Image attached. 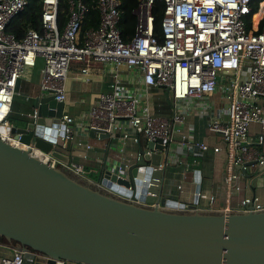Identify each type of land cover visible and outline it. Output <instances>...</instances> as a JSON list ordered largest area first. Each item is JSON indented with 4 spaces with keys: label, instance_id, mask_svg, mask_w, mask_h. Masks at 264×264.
Here are the masks:
<instances>
[{
    "label": "built area",
    "instance_id": "1",
    "mask_svg": "<svg viewBox=\"0 0 264 264\" xmlns=\"http://www.w3.org/2000/svg\"><path fill=\"white\" fill-rule=\"evenodd\" d=\"M41 1V28L28 26L22 36L17 37L7 30V25L22 11L27 0H0V139L27 149L51 166L84 175L82 164L72 159L62 160L50 151L21 142L20 134L16 137L11 131L8 116L18 80L38 58L43 61L40 90L50 91L55 100L63 102L67 98L66 79L72 60L85 62L80 68L84 79H88L90 64L107 63L111 65V81L84 114L87 116L85 131L100 129L109 137L118 136L121 143L131 138L142 145V155L149 161L145 166L151 169H164L169 162L183 164L185 168L176 183L178 192L185 190L183 180L189 168V162L182 159L185 155L197 156L209 149L213 152L223 149V202L216 203L215 193L196 189L195 173L192 201L179 202L183 206L176 209L223 212L264 209V200L255 193L233 199L243 188L241 168L246 171L252 166L254 172L264 177V151L260 148L264 141V24L261 25L264 0L256 1L254 8L255 0H164L160 39L153 30L152 7L156 0H136L132 8L134 32L126 39L120 27L122 0H66V20L62 28L57 20L58 0ZM91 9L96 10L98 22L82 29ZM260 10L255 21L254 15ZM122 66L136 69L142 84L132 87L123 84ZM152 87L169 91V115L151 109L147 100L141 103V96L147 97ZM217 88L227 100L226 117L207 111L206 127L219 138L223 147L194 139L183 126L186 112L181 102L190 97L212 95ZM204 104L201 101L200 107L207 108L208 104ZM30 115L37 116L36 107ZM74 122V116L63 109L56 127L59 131L60 125H64L63 134L54 136L56 142L64 145L65 140L71 138L75 145L89 147V143L74 139ZM254 123L259 129L253 138L250 128ZM148 141H153L152 147L147 146ZM157 143L161 147H157ZM123 150L124 147L121 152ZM134 154L138 159L141 153ZM151 155L159 156L157 163L151 160ZM248 162L252 163L248 165ZM130 165L131 162L122 161L112 171L117 177H123ZM124 187L132 189L131 185ZM105 189L131 199L130 195L109 187ZM135 201L141 200L136 198ZM203 201H207V205ZM141 202L150 206L156 204ZM26 252L31 253L30 263L24 261ZM40 257L46 264L49 256L41 252L13 248L10 254H0V264H38ZM52 259V264H67L65 259Z\"/></svg>",
    "mask_w": 264,
    "mask_h": 264
},
{
    "label": "water",
    "instance_id": "2",
    "mask_svg": "<svg viewBox=\"0 0 264 264\" xmlns=\"http://www.w3.org/2000/svg\"><path fill=\"white\" fill-rule=\"evenodd\" d=\"M165 92L168 98L169 91ZM33 106L37 116L22 115L11 131L16 137L20 134L21 142L66 161L72 139L62 145L54 137L63 134L64 125L59 131L56 127L64 102L41 91ZM89 133L108 136L100 129ZM152 145L153 141L147 142ZM139 151L123 177L103 168L98 184L0 139V237L5 239L0 244L41 252L49 256L46 264H52V258L67 264H264V209H176L183 204L162 196L164 169L145 166L149 161ZM151 157L157 163L159 156ZM127 185L132 189H125ZM25 256V263H30L31 253ZM39 260L36 263L43 264L44 259Z\"/></svg>",
    "mask_w": 264,
    "mask_h": 264
},
{
    "label": "crops",
    "instance_id": "3",
    "mask_svg": "<svg viewBox=\"0 0 264 264\" xmlns=\"http://www.w3.org/2000/svg\"><path fill=\"white\" fill-rule=\"evenodd\" d=\"M41 58L37 59L36 64L29 68L28 71L22 76L17 83V92L15 93L9 113L10 118L15 117L17 120L24 114H31L34 106V97L41 93L40 90V69L42 65L36 68L37 63ZM42 63V62H41ZM85 65L84 61L72 60L70 62V71L66 79L67 98L64 101V110L74 116L75 122L73 128L75 129L74 139H80L83 142L90 144L89 147L77 146L72 143L69 153V159L82 164L84 175H75L84 181L96 182L100 179V171L103 168L113 169L114 166L122 161L133 163L137 160L136 153L141 149L142 145L134 143L131 138L124 139V142L119 141L118 136L114 137H101L96 133L91 135L85 131V120L88 108L94 103L99 96V93L106 89L111 81V65L107 63H92L89 65L88 79H84L80 74L81 66ZM122 69V82L123 84L132 87L140 85V73L136 69H127L125 66ZM166 90L162 88H150L147 97L141 96L140 101L144 103L146 100L150 103V108L155 111L169 115L171 112V99L166 95ZM201 101L208 104L207 108L200 107ZM181 104L184 105L185 121L184 129L196 140H205L210 145L220 144L221 141L217 136L211 134L206 127V112L213 114H220L226 117L227 100L224 97L223 91L217 88L212 95H203L200 97H190L185 99ZM31 116V115H30ZM15 123V122H14ZM259 125L254 123L251 125V135L254 138L258 132ZM84 130V132H83ZM137 144L134 149L131 145ZM124 147L123 152L121 148ZM130 147V150H127ZM260 148L264 151V141L260 144ZM129 151V152H128ZM133 151V152H132ZM130 152L133 154L131 155ZM193 157V159H189ZM184 161L189 162L187 169V176L183 180L185 190L178 192L176 183L181 176V170L185 168L183 164H175L169 162L164 168V177L168 172L170 178L175 181L174 188H166L162 192V196L173 199L177 202L192 201V193L195 189V173L200 175L199 185L200 189L216 194V203L220 204L224 200V183L222 182V174L224 173V150L213 152L209 149L201 156L185 155L182 158ZM98 175V177H97ZM256 176H261L258 172H254V167H249L241 177L243 188L236 192L233 199L236 200L240 195L255 193L258 194L257 188L252 184ZM263 177V176H261ZM264 178V177H263ZM98 183V182H96ZM258 184V183H257ZM261 184V183H260ZM260 187V185H259ZM260 195V194H258ZM215 203V204H216ZM207 205V201H203ZM13 248L6 245H0V254H10Z\"/></svg>",
    "mask_w": 264,
    "mask_h": 264
},
{
    "label": "trees",
    "instance_id": "4",
    "mask_svg": "<svg viewBox=\"0 0 264 264\" xmlns=\"http://www.w3.org/2000/svg\"><path fill=\"white\" fill-rule=\"evenodd\" d=\"M255 0L253 4V8L256 7ZM42 1L41 0H27L25 7L15 15L11 21L7 25V30L14 32L17 37L22 36L23 32L28 26L34 27L36 29L41 28V20H40V13L42 11ZM136 0H122V14H121V21L120 27L122 30V35L126 39L134 32L135 26V16L132 13V8L134 7ZM66 11H67V4L66 0H58V26L62 28L66 20ZM152 13L154 15L153 20V30L155 34L160 39L162 37L161 33V20L164 13V0H156L152 7ZM255 18V15H254ZM98 17L95 9H91L88 15L85 18L83 23L82 29L86 28L87 26L93 24H97ZM264 24V20L261 25ZM204 154V153H203ZM202 154V155H203ZM201 156V155H197ZM189 159H193L189 157ZM5 239L0 237V241H4Z\"/></svg>",
    "mask_w": 264,
    "mask_h": 264
},
{
    "label": "rangeland",
    "instance_id": "5",
    "mask_svg": "<svg viewBox=\"0 0 264 264\" xmlns=\"http://www.w3.org/2000/svg\"><path fill=\"white\" fill-rule=\"evenodd\" d=\"M40 65H43L42 59L39 60V62L36 65V68H38ZM8 118H9V121L11 124H14V122L15 123L18 122L16 116L13 118L12 117L10 118V116H8ZM250 132H251V128H250ZM137 146H138L137 144L131 145V147L134 149H136ZM127 150H130V147ZM166 174L167 175H165V177H164L163 187H162V192H164V193H166V191H163V189H166V188L172 189V188H174V185H175V181L172 178H170V176L168 175L169 173L167 172ZM97 177H98V175H97ZM252 184L258 189L257 192H258V194H260L259 196H260L261 200H264V178L261 176H256V178L253 180ZM259 185H260V187H259ZM79 264H83V263H79Z\"/></svg>",
    "mask_w": 264,
    "mask_h": 264
},
{
    "label": "bare ground",
    "instance_id": "6",
    "mask_svg": "<svg viewBox=\"0 0 264 264\" xmlns=\"http://www.w3.org/2000/svg\"><path fill=\"white\" fill-rule=\"evenodd\" d=\"M264 7V6H263ZM262 10L258 11L256 14H255V21L257 20L258 16L260 15Z\"/></svg>",
    "mask_w": 264,
    "mask_h": 264
}]
</instances>
